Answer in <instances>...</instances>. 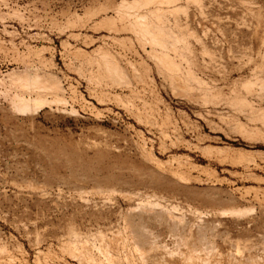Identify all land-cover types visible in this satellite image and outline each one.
Here are the masks:
<instances>
[{"label":"rangeland","instance_id":"374dc122","mask_svg":"<svg viewBox=\"0 0 264 264\" xmlns=\"http://www.w3.org/2000/svg\"><path fill=\"white\" fill-rule=\"evenodd\" d=\"M0 264H264V0H0Z\"/></svg>","mask_w":264,"mask_h":264},{"label":"bare ground","instance_id":"6f19581e","mask_svg":"<svg viewBox=\"0 0 264 264\" xmlns=\"http://www.w3.org/2000/svg\"><path fill=\"white\" fill-rule=\"evenodd\" d=\"M158 40V38H157ZM165 45V44H164ZM108 57V56H107ZM107 60V59H106ZM109 63V61H108ZM110 64V63H109ZM108 64V65H109ZM116 64V63H115ZM115 67V66H114ZM117 67V65H116ZM119 69V67H118ZM113 70V69H112ZM116 71V69H115ZM118 72V70H117ZM48 74V73H47ZM118 74V73H117ZM115 75V74H114ZM121 77H123L124 75H120ZM49 77V75H48ZM52 77V76H51ZM117 77V75H116ZM120 78V77H119ZM126 77H124L123 79L125 80ZM122 79V78H121ZM20 80L23 81V83L31 88H35L37 89L38 87H40L41 85H43L44 83H47V79H42L39 75H35L33 78L32 77H28L27 75L21 76ZM45 85V84H44ZM45 102V100L43 98H39L37 99V101L35 102V107H41L42 104ZM16 103V102H15ZM18 108L22 111L25 110H30L31 109V105L25 100V98L21 97L18 100ZM39 109V108H38ZM183 224V223H182Z\"/></svg>","mask_w":264,"mask_h":264}]
</instances>
